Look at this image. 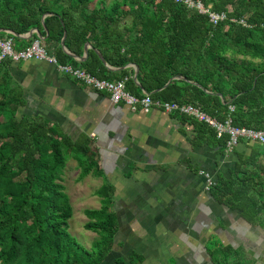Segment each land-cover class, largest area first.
Returning <instances> with one entry per match:
<instances>
[{
  "label": "trees",
  "instance_id": "16d2710c",
  "mask_svg": "<svg viewBox=\"0 0 264 264\" xmlns=\"http://www.w3.org/2000/svg\"><path fill=\"white\" fill-rule=\"evenodd\" d=\"M92 1L0 0V28L17 34L36 28L45 35V26L46 40L54 44L65 31L70 50L89 38L110 64H137L142 88L158 90L153 98L197 104L217 120L230 116L235 126L264 130V0H200L225 15L216 24L208 14L174 0H99L89 9ZM13 37L30 43L34 36L26 41ZM57 46L54 55L65 63L69 56ZM84 68L105 76L93 51ZM10 69L11 60L0 63V264H100L116 232L109 186L95 191L99 209L84 210V228L97 234L87 248L68 231L72 207L62 183L70 156L81 169L78 181L89 173L100 175L90 139L73 141L41 117L18 116L24 99ZM174 75L185 79L168 82ZM126 86L140 92L132 78ZM184 119L224 152L228 133L218 137L207 123ZM254 149L252 158L240 159L230 176H218L214 186L224 203L245 216L258 209L250 168L264 144Z\"/></svg>",
  "mask_w": 264,
  "mask_h": 264
},
{
  "label": "crops",
  "instance_id": "0c3cea01",
  "mask_svg": "<svg viewBox=\"0 0 264 264\" xmlns=\"http://www.w3.org/2000/svg\"><path fill=\"white\" fill-rule=\"evenodd\" d=\"M95 5L99 0H93L89 9ZM37 31L17 37L46 40V31L45 35ZM61 40L49 41L47 47L41 43L56 60L57 45L69 56L58 64L86 70L84 62L93 51L105 67V76L99 78H126V82L132 78L140 90L135 95L147 93L136 83L140 84L135 63L110 64L89 38L76 50L67 48L65 40L62 46ZM29 44L14 38L16 48ZM10 70L24 99L18 116L41 117L73 141L82 136L90 139L100 175L89 173L84 178L109 186V209L116 218L111 250L100 264H264V150L250 168L257 213L245 216L224 203L214 189L218 176L229 177L236 162L252 158L260 143L243 139L231 151L225 147L221 152L214 139L198 136L194 125L184 119L192 117L114 104L106 92L61 73L46 60L11 61ZM70 167L78 178L81 169L71 156L63 173ZM206 173L213 185H208Z\"/></svg>",
  "mask_w": 264,
  "mask_h": 264
},
{
  "label": "built area",
  "instance_id": "2783aa9c",
  "mask_svg": "<svg viewBox=\"0 0 264 264\" xmlns=\"http://www.w3.org/2000/svg\"><path fill=\"white\" fill-rule=\"evenodd\" d=\"M175 2L183 3L189 8H196L199 12L208 14L210 21L216 24L219 20L225 18L223 13H216L210 10V6H205L200 0H174ZM234 20V19H232ZM243 22V20H241ZM8 35L0 36V63L3 60L9 59L12 62H18L21 60H46L53 63L57 69L69 76H72L82 81L87 86H90L94 90L106 92L110 98V101L114 104L123 103L127 105L131 110H143L149 111L153 108L161 109L166 113H180L189 117H192L200 122H205L209 126L215 129L217 136L222 133H228L229 138L226 141L227 152L238 143L239 138H244L264 144V130L254 129L249 127H238L231 123V119L228 117L224 121L217 120L203 111L199 106L190 103H178L175 101H166L157 98H153L150 94L143 92L141 95H135L127 90L126 78L122 79H104L96 77L88 71L75 67L69 64H58L54 56L49 54L44 46H42L40 40L35 38L29 45L21 48L14 46V35L10 30H5ZM229 110H233V106L229 105ZM208 185H213L214 181L206 173Z\"/></svg>",
  "mask_w": 264,
  "mask_h": 264
},
{
  "label": "rangeland",
  "instance_id": "374dc122",
  "mask_svg": "<svg viewBox=\"0 0 264 264\" xmlns=\"http://www.w3.org/2000/svg\"><path fill=\"white\" fill-rule=\"evenodd\" d=\"M41 43L46 44V47L48 46V41L46 40H41ZM76 177L77 173L72 170V167L67 170V173L65 172L62 175V183L65 186L64 191L72 207V215L68 220V231L79 243L89 248L97 234L84 228V223L88 220L84 210L100 208H97V205H101V198L95 194V191L102 185L91 177L85 179V176L79 183Z\"/></svg>",
  "mask_w": 264,
  "mask_h": 264
},
{
  "label": "water",
  "instance_id": "95a60500",
  "mask_svg": "<svg viewBox=\"0 0 264 264\" xmlns=\"http://www.w3.org/2000/svg\"><path fill=\"white\" fill-rule=\"evenodd\" d=\"M47 14H48V13H45V14L42 15V17H41L42 22H43L44 17H45ZM43 27H44V30L46 31V37H47L48 32H47L45 26H43ZM33 29H35V28L30 29V30L28 31L27 34H31ZM4 30H5V29H1V28H0V31H4ZM10 31H11V30H10ZM36 31H37V29H36ZM37 32H38V31H37ZM11 33H12L13 35L20 36V35L17 34L16 32L11 31ZM38 36H39L40 38H42V36L39 35V33H38ZM65 37H66V32L64 31L63 36H62V40H61V44H62V46L64 45ZM86 44L89 45L90 48H92L93 50H95V51L98 53V55H99V57L101 58V60L104 61V58L102 57L101 53H100L96 48L92 47V46H91L90 44H88V43H86ZM133 65H134V67H135V69H136V74H137V73H138V66H137L136 64H133ZM136 74H135L134 79H136ZM176 78H179V79H185V78H184L183 76H181V75H174V76H172V77L168 80V82L171 81L172 79H176ZM136 83H137V85L142 89V86H141L137 81H136ZM156 91H158V90H156ZM147 93H148V94H151L150 92H147ZM219 96L223 99V97H222L221 94H219Z\"/></svg>",
  "mask_w": 264,
  "mask_h": 264
}]
</instances>
